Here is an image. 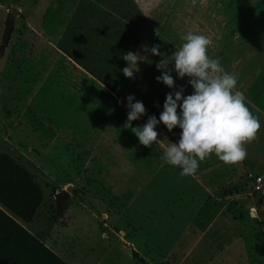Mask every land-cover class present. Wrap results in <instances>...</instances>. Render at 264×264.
<instances>
[{
  "label": "rangeland",
  "instance_id": "374dc122",
  "mask_svg": "<svg viewBox=\"0 0 264 264\" xmlns=\"http://www.w3.org/2000/svg\"><path fill=\"white\" fill-rule=\"evenodd\" d=\"M190 32L261 128L243 161L181 176L163 159L179 127L144 147L125 124L129 95L143 127L167 94H193L175 71L157 82L162 57L142 50L170 56ZM130 51L146 57L133 78ZM18 169L30 182L6 194L17 214L0 204L18 225L0 217V264H264V0H0V175Z\"/></svg>",
  "mask_w": 264,
  "mask_h": 264
},
{
  "label": "clouds",
  "instance_id": "9594fccd",
  "mask_svg": "<svg viewBox=\"0 0 264 264\" xmlns=\"http://www.w3.org/2000/svg\"><path fill=\"white\" fill-rule=\"evenodd\" d=\"M183 40L185 42L170 56L162 54L159 45L150 50L144 45L142 50L162 57L156 65L162 73L156 78L157 82L173 88L172 72L175 71L179 78H190L193 94L184 97L183 88L167 94L159 121L154 115L150 116L143 127H132V122L145 115L146 109L140 101L133 103L135 97L129 95L125 128L131 129L141 145L151 147L161 142L155 130L158 123H163L169 132L179 127L182 130L179 142L168 145L163 159L168 165L180 168L181 176H192L199 163L213 154L226 165L243 161L247 156L245 145L257 138L261 125L247 107L244 94L236 90L237 77L228 73L218 58L208 55L212 40L191 32ZM122 58L127 63L122 69L123 75L133 78L138 71V61L146 57L130 51Z\"/></svg>",
  "mask_w": 264,
  "mask_h": 264
},
{
  "label": "trees",
  "instance_id": "16d2710c",
  "mask_svg": "<svg viewBox=\"0 0 264 264\" xmlns=\"http://www.w3.org/2000/svg\"><path fill=\"white\" fill-rule=\"evenodd\" d=\"M10 165H15V163L11 164V162H9ZM17 171V175H12V180L10 179V176L8 174H3V175H0V182L2 183V187L1 189H3V193L2 191H0V204L2 206H4L6 209H8L9 211H12L14 214H17L15 213L16 211H13L12 209V204H10L7 200V193H10L11 195L14 196V194H12L10 191L13 190V192L15 193L16 191V188L19 189V187L25 183V184H28L30 182V180L27 178V175H26V172H24L23 170L21 171V169L19 170H16ZM24 181V182H23ZM14 186V187H13ZM40 205L39 202H37L35 204V207L34 209L31 210V214L34 213L35 209ZM0 217L3 218L4 220H7V221H10L12 224H16L14 223L4 212H2L0 210ZM20 217V216H19ZM26 221V220H25ZM18 225L16 224V227Z\"/></svg>",
  "mask_w": 264,
  "mask_h": 264
},
{
  "label": "built area",
  "instance_id": "2783aa9c",
  "mask_svg": "<svg viewBox=\"0 0 264 264\" xmlns=\"http://www.w3.org/2000/svg\"><path fill=\"white\" fill-rule=\"evenodd\" d=\"M251 190L254 193L263 191V181L261 177H256L253 179L251 183Z\"/></svg>",
  "mask_w": 264,
  "mask_h": 264
}]
</instances>
